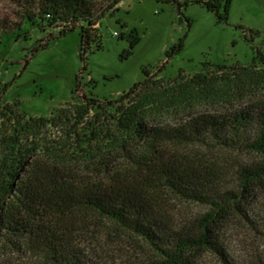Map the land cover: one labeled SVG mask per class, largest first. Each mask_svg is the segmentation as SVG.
Instances as JSON below:
<instances>
[{"label":"trees","instance_id":"1","mask_svg":"<svg viewBox=\"0 0 264 264\" xmlns=\"http://www.w3.org/2000/svg\"><path fill=\"white\" fill-rule=\"evenodd\" d=\"M106 1L111 3L97 7L95 0H0V41L24 24L57 28L61 36L79 29L84 56L92 43L100 49L99 22L121 0ZM231 2L198 3L226 22ZM129 37L131 50L138 37ZM184 38L166 51L167 59L182 50ZM256 59L264 66V54L257 51ZM215 69L165 85L144 68L145 79L117 100L87 97L79 105L68 103L48 117L26 121L16 113V102L4 105L0 120L8 126L0 127V257L11 251L27 253L38 264H88L75 240L86 221L85 228L100 226L142 242L152 253L148 264H194L203 254L217 264H237L218 236L234 214H241L264 242V220L260 225L250 221L243 209L264 178V100L224 114L188 115L263 88L264 71ZM171 112L187 116L172 127L156 124V118ZM201 150L247 153L259 163L240 169L233 192L222 187L216 165L206 163ZM166 197L207 211L188 231L171 230L157 222ZM241 264H264V251Z\"/></svg>","mask_w":264,"mask_h":264},{"label":"rangeland","instance_id":"2","mask_svg":"<svg viewBox=\"0 0 264 264\" xmlns=\"http://www.w3.org/2000/svg\"><path fill=\"white\" fill-rule=\"evenodd\" d=\"M207 1L212 0H176V3L121 0L99 22L96 34L100 36V49L95 50L96 45L92 43L84 56L79 29L61 36L57 28L40 30L24 24L0 41V109L16 102V113L26 121L48 117L68 103L79 105L87 97L117 100L133 84L145 79L144 68L153 80H161L165 85L189 79L203 69L215 71L216 66L225 67V72L234 66L264 71L260 61L255 60L257 51L264 54V0H232L226 22H218L214 12L198 3ZM110 3L95 0L97 7ZM177 4L181 5L180 9ZM132 33L138 42L130 50ZM184 36L182 50L167 59L166 51ZM128 50L131 54L125 57ZM204 63L211 66L206 64L202 69ZM5 85L8 87L3 92ZM262 99L264 87L230 104L197 107L188 115L224 114ZM184 116L187 114L171 112L156 118L155 122L172 127ZM2 125L8 126L0 120ZM200 152L206 163L216 165L222 187L233 192L238 189L240 169H253L259 163L254 155L237 151ZM256 188L243 209L250 221L260 225L264 220V178ZM160 210L157 222L184 232L207 211L169 197L163 198ZM89 223L86 221L75 233L88 264H148L152 259V253L142 242L100 226L85 228ZM218 236L228 257L237 264L264 251L262 236L255 234L241 214L227 219ZM210 257L203 254L194 264H217ZM0 264H38V261L27 253L10 251L0 257Z\"/></svg>","mask_w":264,"mask_h":264},{"label":"built area","instance_id":"3","mask_svg":"<svg viewBox=\"0 0 264 264\" xmlns=\"http://www.w3.org/2000/svg\"><path fill=\"white\" fill-rule=\"evenodd\" d=\"M114 36H117V34H116V33H114Z\"/></svg>","mask_w":264,"mask_h":264}]
</instances>
